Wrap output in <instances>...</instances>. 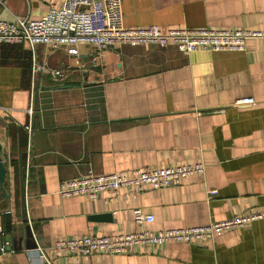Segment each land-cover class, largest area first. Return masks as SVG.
<instances>
[{
	"label": "crops",
	"instance_id": "1",
	"mask_svg": "<svg viewBox=\"0 0 264 264\" xmlns=\"http://www.w3.org/2000/svg\"><path fill=\"white\" fill-rule=\"evenodd\" d=\"M63 2L2 0L0 12L6 7L18 19H37ZM123 13L132 29L264 30V0H123ZM97 55L87 44L78 57L65 48L0 45V142L11 193L0 217V264H38L37 245L59 240L204 227L264 213V39L248 41L242 52L186 55L173 45H115L94 65ZM52 69L63 76L54 78ZM244 98L255 105H238ZM200 163L204 175L167 189L102 192L95 200L59 193L90 171ZM134 209L154 222L138 225ZM5 244L10 248L1 253ZM48 258L52 264H264V218L198 243Z\"/></svg>",
	"mask_w": 264,
	"mask_h": 264
},
{
	"label": "built area",
	"instance_id": "2",
	"mask_svg": "<svg viewBox=\"0 0 264 264\" xmlns=\"http://www.w3.org/2000/svg\"><path fill=\"white\" fill-rule=\"evenodd\" d=\"M264 39V30H209L171 29L164 31L151 25L144 29L127 28L124 22L123 0H64L60 7L52 6L37 19H18L17 24L0 22V45L16 46L24 43L33 49L44 46L48 49L65 48L70 57L79 56V46L91 45L97 51L92 63L97 64L102 53L115 45H150L165 49L175 46L186 55L197 51L214 53L242 52L250 40ZM36 62V56L35 61ZM54 78L62 77L61 70L52 69ZM238 105H255L252 98L238 101ZM27 131L31 134L32 125ZM205 166H168L163 168L134 169L130 173L116 172L95 175L92 171L83 178L67 181L60 189L62 197L87 196L97 199L102 192L117 195L122 189L132 193H142L148 189L162 190L180 185L183 180L196 175H204ZM211 196L216 190L209 191ZM134 220L140 225L154 222L153 215L141 209L133 210ZM264 218L262 214H245L228 221L204 227L165 230L159 232L141 231L102 237L65 239L48 248L37 245L38 264H52L48 253L75 258L91 257L98 253L125 255L136 247L165 245L171 242L198 243L214 238L223 232ZM10 245L5 244L1 253H6Z\"/></svg>",
	"mask_w": 264,
	"mask_h": 264
},
{
	"label": "water",
	"instance_id": "3",
	"mask_svg": "<svg viewBox=\"0 0 264 264\" xmlns=\"http://www.w3.org/2000/svg\"><path fill=\"white\" fill-rule=\"evenodd\" d=\"M2 0H0L1 3ZM0 22L17 24L18 18L6 7L0 12ZM4 150L3 144L0 142V217L4 218L3 208L6 203L11 201V193L6 187L8 181V169L2 157ZM2 219V218H1Z\"/></svg>",
	"mask_w": 264,
	"mask_h": 264
},
{
	"label": "rangeland",
	"instance_id": "4",
	"mask_svg": "<svg viewBox=\"0 0 264 264\" xmlns=\"http://www.w3.org/2000/svg\"><path fill=\"white\" fill-rule=\"evenodd\" d=\"M23 5V3H21Z\"/></svg>",
	"mask_w": 264,
	"mask_h": 264
}]
</instances>
